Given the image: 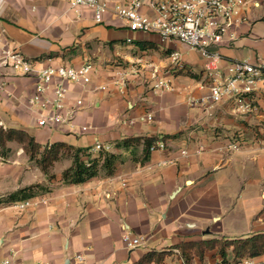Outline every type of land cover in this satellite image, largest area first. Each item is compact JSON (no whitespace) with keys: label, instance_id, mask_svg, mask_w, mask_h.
Returning <instances> with one entry per match:
<instances>
[{"label":"crops","instance_id":"1","mask_svg":"<svg viewBox=\"0 0 264 264\" xmlns=\"http://www.w3.org/2000/svg\"><path fill=\"white\" fill-rule=\"evenodd\" d=\"M259 2L260 7L246 11L237 41L219 48V67L264 58V0ZM143 12L150 14L147 7ZM6 41L30 59L51 56L58 65L78 67L91 61L97 66L87 90L70 86L72 98L86 99L80 123L95 131L76 136L39 128L25 108L37 81L22 76L0 78L12 94L10 99L0 96V123L7 130L29 133L44 146L64 142L90 149L93 157L100 153L94 150L100 142L119 160L112 176L102 172L85 184L65 185L62 175L71 160L58 172L54 166L50 178L22 147L10 143V154H0V262L12 250L20 264H133L150 251H172L164 264H207L220 258L216 251L208 252L204 261L186 263L172 248L264 234L261 92L256 94L259 111L253 114H236L232 101L211 110L205 103L190 106L188 98L200 100L209 94L208 61L198 52L154 34L131 32L112 13L97 24L91 10L74 9L63 0H0V50ZM175 51L182 54L184 68L174 72V90L159 96L152 90L154 71H166ZM123 70L129 72L124 95L114 85ZM100 86L107 89L95 90ZM148 114L152 121L144 119ZM128 118L135 122L123 123ZM140 137L157 138L166 150L152 152L143 163L142 146L116 147L122 140ZM234 144L238 150L229 148ZM162 162L166 164L160 166ZM33 186H41L35 195L48 198L47 206L25 212L10 208V195ZM126 232L147 241L128 250ZM253 259L261 262L264 256Z\"/></svg>","mask_w":264,"mask_h":264},{"label":"built area","instance_id":"2","mask_svg":"<svg viewBox=\"0 0 264 264\" xmlns=\"http://www.w3.org/2000/svg\"><path fill=\"white\" fill-rule=\"evenodd\" d=\"M74 9H89L93 12L94 21L102 24L107 14H114L131 32L154 34L162 41H177L190 50L198 52L208 61L205 76L209 83V94L203 99L188 98L190 106L206 104L208 110L214 105L226 101L234 103L236 114H253L259 111L256 94L264 95V58L256 63L236 61L226 68L219 67L222 60L219 48L234 44L238 39L239 29L246 22V11L249 7H260V0H126L125 3L112 4V0H63ZM147 7L149 13H144ZM131 42V40H128ZM182 54L178 51L170 55L171 65L164 71H154L152 90L159 96L174 90L173 77L175 71L184 68ZM55 58L47 57L34 60L26 57L18 47L9 41L0 50V78L22 76L36 79L35 92L25 101V108L34 117L39 128L55 132L82 136L94 132L89 125L81 124L80 118L87 103L83 96L71 97L70 86L74 85L87 90L98 73L97 66L85 62L81 66L56 64ZM40 67V68H39ZM129 72H119L114 82L118 91L125 94L128 89ZM6 80L0 81V96L10 99L12 94L7 88ZM100 86L95 90H106ZM152 121L153 115L145 116ZM134 119H125L123 123L132 125ZM7 130L3 123H0ZM238 150L237 144L230 146ZM97 152H108L109 149L97 142ZM166 145L157 142L150 152L165 151ZM184 156L188 151L184 150ZM166 163H160L164 166ZM123 185L126 186L125 181ZM49 199L45 196L33 197L11 203L9 206L18 212L47 206ZM144 236H135L129 232L123 235L126 249L136 250L146 243ZM16 252L3 259L0 264H20L16 260ZM79 261H84L78 256ZM207 264H264L252 258L240 261L216 259Z\"/></svg>","mask_w":264,"mask_h":264},{"label":"trees","instance_id":"3","mask_svg":"<svg viewBox=\"0 0 264 264\" xmlns=\"http://www.w3.org/2000/svg\"><path fill=\"white\" fill-rule=\"evenodd\" d=\"M187 74L193 78H198L197 75H193L190 72ZM158 141L159 139L157 138L149 137L128 138L118 142L116 147L127 150L134 148L136 150L137 147L142 146V162L144 163L150 158V148ZM10 143H16L22 147L30 161L35 162L38 168L47 176L56 163L65 159L71 160V167L65 170L62 175V181L65 185L85 184L98 177L102 172H105L107 176H112L116 171V164L119 160V156L110 152H100L98 156L93 157L90 149L76 148L64 142L44 146L25 131L0 129V154L3 157H7L10 154ZM37 189L40 190L41 186L20 190L10 195L7 201L14 203L33 198L36 196L35 190ZM172 249H178L180 257L186 263L191 262L195 258L204 261L206 254L213 251H216V254L220 256L219 259L225 261L229 260L231 255L234 261L246 258L253 259L264 256V234L241 240L213 239L185 242ZM171 254L172 251H150L133 264H164Z\"/></svg>","mask_w":264,"mask_h":264},{"label":"rangeland","instance_id":"4","mask_svg":"<svg viewBox=\"0 0 264 264\" xmlns=\"http://www.w3.org/2000/svg\"><path fill=\"white\" fill-rule=\"evenodd\" d=\"M14 145H16V144H14ZM66 160H67V159L62 160V161H60L58 164L54 165L55 167H54L53 171H54V172H58V171H60V169L66 165ZM48 177H50V178L53 177V178H54V175H52L51 172H50L49 175H48Z\"/></svg>","mask_w":264,"mask_h":264}]
</instances>
